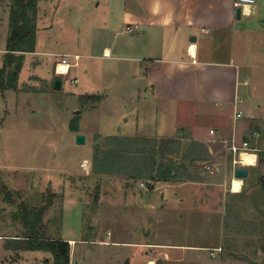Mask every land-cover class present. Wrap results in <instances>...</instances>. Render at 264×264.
<instances>
[{
	"label": "rangeland",
	"instance_id": "374dc122",
	"mask_svg": "<svg viewBox=\"0 0 264 264\" xmlns=\"http://www.w3.org/2000/svg\"><path fill=\"white\" fill-rule=\"evenodd\" d=\"M0 2L9 23L12 0ZM127 4L131 6L132 3L127 0L36 2L34 51L22 60L23 68L16 88H7L4 95L0 91V264H46L52 259L47 251L8 248L12 247L13 239L26 231L19 215V203L39 208L49 193L53 194L52 204L42 216V231L47 237L75 240L70 247V264H128L130 247L99 244L101 242L97 240L92 241L95 237L100 240L215 245L222 247L217 264H249V260L264 264V141L255 150V164L246 167L248 174L241 178L240 193L231 190L233 163L223 142H212L214 152L208 151V154L206 145L203 148L198 146L200 142L191 145L195 142L191 141L192 137L181 140L169 135L138 134L134 137L135 142L121 145L130 151L138 148L153 153L156 166L165 164L168 158L177 165L193 163L195 168L190 169L193 174L186 175L184 181L202 177L215 184L212 189L204 186L202 195L193 194L195 189L190 190L195 185L187 186L190 195L183 196L186 198L184 203H191V199L203 203L207 213L197 216L190 208L178 211L181 215L191 213L188 219L184 215L178 216L181 219L178 218L176 225L186 236H176L172 227V234L168 236L162 230L166 227L159 224L162 215L173 212L172 209H154L151 201L136 204L130 192H122V187L127 188L125 184L138 193L142 189L150 190L148 180H152L153 186L167 184L170 180L156 181L153 177L133 180L125 175L95 170L93 157L96 151L106 148L107 136L118 130L130 132L137 122L140 126L144 123L145 131L154 125L153 111L142 110L141 100L147 101V95L137 92L139 81L132 77L133 74L142 75L144 65L141 67L137 61L126 58L137 55L136 47L125 50V45L132 46L137 31H123L122 11ZM254 6L252 14L238 19L237 27L241 23L246 27L234 38L240 71L237 96L241 102L238 106L243 110L240 120L252 117L256 101L262 108L257 114L264 115V0H255ZM104 46L118 49L113 57H108L103 54ZM67 54H79L78 64L71 67L68 74H58L54 70L55 62ZM68 59L72 61V58ZM57 78L61 80L59 89L54 87ZM74 78L77 81L71 82ZM88 94L99 98L86 100ZM168 108L171 109L169 114L165 112L168 109L162 107L164 111L155 119L160 130L165 116L171 122L189 125L196 120L205 122V126L215 121L212 117L191 113L188 106ZM70 122L77 123V130L70 129ZM258 126L257 129L264 133V124ZM78 133L85 135V143H76ZM254 138L252 134L246 135L248 146H253ZM242 140L240 136L236 143L241 144ZM166 142L168 145H164ZM204 156L205 160H189ZM186 159L189 161L181 162ZM212 162L218 168H214L213 173L209 172ZM194 169L203 176H197L198 171ZM167 190L163 191L164 197L168 202H176L177 198L171 193L169 196L170 189ZM152 193L155 197L152 201L161 198L159 190ZM199 220H206L201 227ZM196 254L198 257L192 260L193 264H207L211 260L207 248ZM132 259L129 264H139L141 256Z\"/></svg>",
	"mask_w": 264,
	"mask_h": 264
},
{
	"label": "crops",
	"instance_id": "0c3cea01",
	"mask_svg": "<svg viewBox=\"0 0 264 264\" xmlns=\"http://www.w3.org/2000/svg\"><path fill=\"white\" fill-rule=\"evenodd\" d=\"M127 1L132 4L131 6L127 4L123 7V31H127L125 29L127 24L131 25V31L136 29L137 31L135 38L131 41L132 46L129 47V44L125 45V50L126 48L134 50V47H136L137 55L127 56L126 58L137 61L141 67L144 65L142 75L140 74L138 77L137 74H133L132 77L138 78L137 92L146 93L148 98L147 101L141 100L143 103L142 110L144 112L152 110L156 118L154 116L153 128L148 129V131H145L144 123L140 126L137 122L132 131L123 132L118 130L111 135L132 138L138 134L154 137L169 135L168 137L181 140L185 138L191 139L190 137H192L191 141L200 142L203 146H207L206 154H208V151L210 153L214 152L212 142H217L218 144L223 142L226 146L232 139L235 142L239 141L240 136L243 137V140H247L246 135L249 133L255 136L253 146L249 145V147L253 150H258V144L264 141V133L257 129L260 123L264 124V115L257 114L262 109L259 101H256V108H253L254 114L252 117L245 120H240L241 117L234 119L236 110H242L238 106L240 98L237 96V90L240 71L236 63L238 55L235 54L234 38L239 31L244 30L246 27L241 23L238 28V21H240L238 19L242 15L249 16L252 14L255 11V6L249 7L250 12L248 14L242 11L240 18H237V7L234 6L235 0ZM8 26V14L2 11L0 7V67L5 63L6 39L9 34ZM171 40H173L172 45ZM191 45H194L193 51L190 48ZM116 49L118 48L113 49L112 47L104 46L103 54L113 57ZM163 51H166V54ZM28 54L29 52H24L23 61L26 60V55ZM22 68L23 66L18 74V80ZM7 69H11V66L7 67ZM4 90H0L2 95H4ZM194 104H197V106ZM172 105H177V108L179 106L182 107V105L188 106L191 113H199L215 119V121L211 122L214 124L209 123L210 125L205 126V122L196 120L189 125L171 122L170 118L167 119V116H165L162 124L163 129L160 130V124L156 123L155 119L157 120L161 116L162 111H164L162 107L167 108L168 111L165 112L169 114L171 109L168 107ZM206 128L208 132H206ZM211 129L215 132L211 133ZM240 132L242 133L240 134ZM189 160L186 159L181 162L185 163ZM195 160H205V156ZM184 166L185 168L183 167L184 170L179 176L170 180L167 184L158 183L150 190L142 189L143 191L136 193L130 189V186L125 184L127 188H124L119 183L122 187V192L124 194L130 192V195L135 199V203L141 204L142 202L151 201L154 202L153 206H151L154 209L162 208L165 210L170 208L175 212L163 213L162 223L159 222V224L166 226L162 230H165L164 233H167V236L169 233L172 234L171 227L176 231V236H186L182 233L181 227L176 226L183 215L188 219L190 218L188 216L191 214L189 213L190 211L197 213V216L200 213H207L203 203L195 202L189 196L187 198L191 199V203H184L186 198L183 196L189 192L187 186L195 185L190 190L195 189L196 191L193 194L197 195L200 193L202 195L201 193L205 189H212L213 185H215L213 182L204 181V179H201L202 177L194 178V181L192 179V181H184V178L191 175L190 169L195 165L188 162ZM210 166L212 169L209 172L211 173L214 172V168L218 169L215 163ZM247 166L245 165V167ZM235 167H238V165ZM233 168L234 166L231 172L234 177ZM196 171H198L197 176H203V173L201 174L199 170ZM113 181L116 180L114 179ZM225 184L226 181L223 185ZM170 185L172 186L170 187ZM204 186H206L205 189ZM167 188L170 189L169 196L171 193L177 198V201L174 202L176 204L168 202L167 198L164 197L165 192L163 191L167 190ZM155 190H159L158 196L161 198H157V200L160 201H152L155 198L152 192ZM133 192H135V195ZM184 208H190V211L183 213V215L178 213L180 210L183 212ZM204 210L206 212H203ZM205 221L199 220L201 222L199 226L201 227ZM67 240L70 243V247L75 242L71 238ZM96 240L101 242L99 244L113 246L125 244L126 247H130L131 249L128 250V264L131 258L134 261L138 256H141L139 264H148L150 261L153 264L158 262L160 264H193L192 260H196L198 257L196 251L206 250L208 247L185 242L100 240L97 237L92 241ZM211 247L216 246L213 245Z\"/></svg>",
	"mask_w": 264,
	"mask_h": 264
},
{
	"label": "trees",
	"instance_id": "16d2710c",
	"mask_svg": "<svg viewBox=\"0 0 264 264\" xmlns=\"http://www.w3.org/2000/svg\"><path fill=\"white\" fill-rule=\"evenodd\" d=\"M37 0H12L9 9V34L6 39L5 63L0 67V90L7 88H16L18 74L22 67L24 52H32L35 47V11ZM11 66L12 70L7 69ZM98 95L88 94L85 99H98ZM71 130H77V123L70 122ZM108 144L106 148L96 151L93 157L95 170L101 173H115L131 177L133 180L143 177H153L156 181H168L176 178L183 172L184 165L173 162L171 158L167 159L165 164L159 163L156 166L155 155L148 154L142 149L130 151L128 147L121 146L127 143L135 142L132 137H120L110 135L106 138ZM168 142H174L169 140ZM168 142L164 145H168ZM192 144H197L192 142ZM119 145V146H117ZM112 146H116L113 148ZM194 146V145H192ZM198 146L203 148L201 143ZM108 147V148H107ZM164 151V149L162 148ZM192 147V151H193ZM201 159L202 157H192ZM191 159V158H189ZM194 159H191L194 161ZM97 166V167H96ZM150 180L149 189L153 188ZM4 188V187H3ZM6 191V190H5ZM241 191H239L240 193ZM7 197L10 195L7 192ZM53 194L49 193L46 201L39 208L27 207L23 202L19 203V215L26 228L23 235L13 239L12 247L8 248L22 249L28 251H47L52 256L46 264H70V243L62 238H51L44 235L42 231V216L51 206ZM13 202L12 200H10ZM30 214L33 218L30 219ZM47 259V258H46ZM45 259V260H46ZM249 264H259L254 260H249Z\"/></svg>",
	"mask_w": 264,
	"mask_h": 264
},
{
	"label": "built area",
	"instance_id": "2783aa9c",
	"mask_svg": "<svg viewBox=\"0 0 264 264\" xmlns=\"http://www.w3.org/2000/svg\"><path fill=\"white\" fill-rule=\"evenodd\" d=\"M254 3H255V0H251L250 3H249V0H235L234 6L241 7V10L243 11L244 4H249V7H250V6H253ZM125 29L127 31H131L132 28L126 25ZM68 58H72V61H69ZM79 58H80L79 54H73V55L67 54V56L61 55L60 58L56 60L55 62V66H54L55 72L61 75L68 74L71 67L77 66L78 64L77 61ZM61 62L67 65V68L64 73H59V70H58V64ZM76 81H77L76 78L71 80V82H76ZM239 102H241L240 99H239ZM242 115H243V111L238 109L234 113V119L240 118L242 117ZM210 132L214 133L215 131L211 129ZM227 151L230 153V156H231V162L233 163L232 167L234 166L233 172H234V169L236 168L235 166L237 165L244 166V164L241 162V154L243 152H246L248 154H253L256 156L255 150H253L251 147L248 146L247 140H242L241 144H238L235 142V140L232 139L227 145ZM207 169H210L209 165H207ZM149 183L150 181L148 180L147 187H149L148 185ZM141 186H144V183H141ZM207 250L209 252V256L211 257V260L207 264H217L216 259L219 257L220 253L222 252V247L221 246L207 247Z\"/></svg>",
	"mask_w": 264,
	"mask_h": 264
},
{
	"label": "water",
	"instance_id": "95a60500",
	"mask_svg": "<svg viewBox=\"0 0 264 264\" xmlns=\"http://www.w3.org/2000/svg\"><path fill=\"white\" fill-rule=\"evenodd\" d=\"M240 15H241V8L237 7L236 8V17L240 18ZM60 86H61V80L59 78H57L54 82V87L59 89ZM75 140H76L77 144H83V143H85V135L78 133L75 136ZM233 174H234V177L245 178L248 174V170L245 166H238L234 169Z\"/></svg>",
	"mask_w": 264,
	"mask_h": 264
},
{
	"label": "clouds",
	"instance_id": "9594fccd",
	"mask_svg": "<svg viewBox=\"0 0 264 264\" xmlns=\"http://www.w3.org/2000/svg\"><path fill=\"white\" fill-rule=\"evenodd\" d=\"M250 2H251V0H249V3ZM243 11L245 14H248L250 12L249 4L243 5ZM241 13H242V10H241ZM256 159H257V157L255 155H248V154H243V153L241 154V162L245 165H254L256 162ZM241 185H242V180H234L233 181V190L238 191L240 189Z\"/></svg>",
	"mask_w": 264,
	"mask_h": 264
},
{
	"label": "bare ground",
	"instance_id": "6f19581e",
	"mask_svg": "<svg viewBox=\"0 0 264 264\" xmlns=\"http://www.w3.org/2000/svg\"><path fill=\"white\" fill-rule=\"evenodd\" d=\"M191 50L193 51L194 50V45H191ZM66 68H67V65L66 64H64V63H59L58 64V70H59V73H64L65 72V70H66ZM63 69V70H62ZM243 154H248V153H246V152H243ZM248 155H253V154H248ZM245 165V164H244ZM249 166V165H248ZM88 169V168H87ZM234 180H242L241 178H237V177H233L232 178V180H231V183H230V187H231V190L233 191V192H238V191H240L241 190V187H240V189L238 190V191H236V190H233V181Z\"/></svg>",
	"mask_w": 264,
	"mask_h": 264
}]
</instances>
